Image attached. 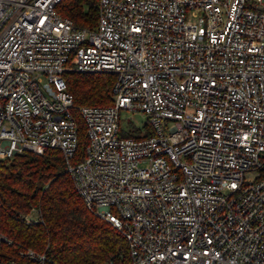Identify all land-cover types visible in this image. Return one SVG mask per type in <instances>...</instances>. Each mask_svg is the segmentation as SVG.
Instances as JSON below:
<instances>
[{
	"label": "built area",
	"instance_id": "obj_1",
	"mask_svg": "<svg viewBox=\"0 0 264 264\" xmlns=\"http://www.w3.org/2000/svg\"><path fill=\"white\" fill-rule=\"evenodd\" d=\"M60 1L0 0V159L61 150L128 264H264V0H98L93 29ZM70 69L114 72L113 102L75 105Z\"/></svg>",
	"mask_w": 264,
	"mask_h": 264
},
{
	"label": "trees",
	"instance_id": "obj_2",
	"mask_svg": "<svg viewBox=\"0 0 264 264\" xmlns=\"http://www.w3.org/2000/svg\"><path fill=\"white\" fill-rule=\"evenodd\" d=\"M57 11L75 25L93 29L98 20V0H61ZM64 76L75 105L113 102L114 72L70 69ZM80 124L74 160L81 159L86 144L81 120ZM0 232L11 240L0 245L1 257H18L20 250L33 249L46 255L45 264L129 263L127 239L85 206L65 156L56 148L0 159Z\"/></svg>",
	"mask_w": 264,
	"mask_h": 264
},
{
	"label": "rangeland",
	"instance_id": "obj_3",
	"mask_svg": "<svg viewBox=\"0 0 264 264\" xmlns=\"http://www.w3.org/2000/svg\"><path fill=\"white\" fill-rule=\"evenodd\" d=\"M192 20H196L195 18ZM148 116L145 112L142 111H131L123 110L121 112V125L125 128L130 134L138 135L140 133H145L148 131ZM33 218H36L37 215L34 213Z\"/></svg>",
	"mask_w": 264,
	"mask_h": 264
}]
</instances>
